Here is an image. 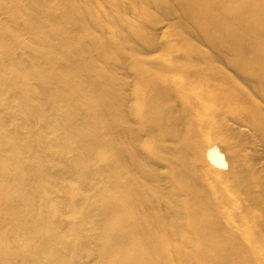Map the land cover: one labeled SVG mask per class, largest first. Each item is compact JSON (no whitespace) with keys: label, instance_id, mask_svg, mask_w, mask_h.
I'll return each mask as SVG.
<instances>
[{"label":"bare ground","instance_id":"obj_1","mask_svg":"<svg viewBox=\"0 0 264 264\" xmlns=\"http://www.w3.org/2000/svg\"><path fill=\"white\" fill-rule=\"evenodd\" d=\"M0 264H264V0H0Z\"/></svg>","mask_w":264,"mask_h":264}]
</instances>
